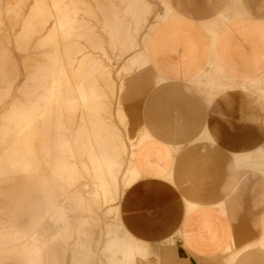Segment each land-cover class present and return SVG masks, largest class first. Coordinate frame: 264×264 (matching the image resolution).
<instances>
[{"label": "rangeland", "instance_id": "obj_1", "mask_svg": "<svg viewBox=\"0 0 264 264\" xmlns=\"http://www.w3.org/2000/svg\"><path fill=\"white\" fill-rule=\"evenodd\" d=\"M177 14L170 0H0V240L37 246L36 264H124L130 126L140 86L157 83L151 36ZM260 153L237 160L247 175L261 173ZM166 244L134 263L176 264Z\"/></svg>", "mask_w": 264, "mask_h": 264}, {"label": "crops", "instance_id": "obj_2", "mask_svg": "<svg viewBox=\"0 0 264 264\" xmlns=\"http://www.w3.org/2000/svg\"><path fill=\"white\" fill-rule=\"evenodd\" d=\"M170 2L178 14L149 44L157 83L140 86L130 126L137 179L119 213L131 242L124 264L156 242H169L162 257L176 252V264H264V0ZM257 152L253 177L237 160ZM0 251L22 264L40 258L37 246L4 239Z\"/></svg>", "mask_w": 264, "mask_h": 264}]
</instances>
